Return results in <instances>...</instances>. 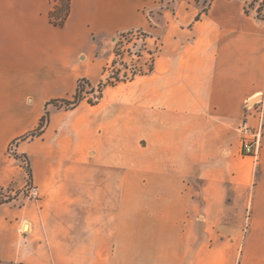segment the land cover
<instances>
[{
  "label": "crops",
  "instance_id": "0c3cea01",
  "mask_svg": "<svg viewBox=\"0 0 264 264\" xmlns=\"http://www.w3.org/2000/svg\"><path fill=\"white\" fill-rule=\"evenodd\" d=\"M244 5L70 0L58 26L54 0H0V187L39 191L0 201V264H264V135L255 160L236 130L264 92V21ZM134 30L151 71L47 104L98 84Z\"/></svg>",
  "mask_w": 264,
  "mask_h": 264
},
{
  "label": "rangeland",
  "instance_id": "374dc122",
  "mask_svg": "<svg viewBox=\"0 0 264 264\" xmlns=\"http://www.w3.org/2000/svg\"><path fill=\"white\" fill-rule=\"evenodd\" d=\"M261 1L262 0H245V5L249 6V12H254L256 15L255 9L259 6ZM259 17H264V8H262ZM112 45L114 53H118V56L115 64L105 67V76L102 80H100L102 82L111 79V77L116 75L117 72H119L120 78L123 79L125 77L130 78L134 76L132 75L134 72L137 74L146 73L148 68L152 66L154 54L158 49V44H148L146 33L142 30H134L117 34L113 38ZM94 87L97 89V84L94 85ZM83 90L86 98H93L97 95V91L91 93L88 85L86 84H84ZM18 158L25 167L28 159L21 155ZM28 181L29 178H27L26 182ZM9 190L10 191H0V201H8L19 194L23 195L22 190H13L11 188H9Z\"/></svg>",
  "mask_w": 264,
  "mask_h": 264
},
{
  "label": "trees",
  "instance_id": "16d2710c",
  "mask_svg": "<svg viewBox=\"0 0 264 264\" xmlns=\"http://www.w3.org/2000/svg\"><path fill=\"white\" fill-rule=\"evenodd\" d=\"M251 4V3H250ZM248 5H244V11L245 13H248ZM262 8H264V0H262L259 4V6L255 9L256 11V17L258 19H261L264 21V17H259L260 12L262 10ZM69 10H70V0H54V6L53 9L50 12V21L54 24V25H58L61 26L66 17L69 14ZM115 56L117 58L118 53H115ZM116 59H114L112 64H115ZM152 70V66H150L147 70L151 71ZM137 73L134 72L132 75H136ZM141 74V73H139ZM134 76L130 77V78H120L119 72L116 73V75L112 76L111 79L106 80L105 82L100 81L97 84V89H95L94 85H92L90 83V81L86 78H80L77 81L76 84V89L75 92L73 93V95L70 98H56V99H51L50 101H48L47 104H52L54 105L56 108H63V109H72L74 107H76L82 100H86L89 104H96L99 102V100L102 97V92L103 89L108 86V85H114L117 82L120 81H125L128 79H132ZM84 84L88 85L89 90L91 93H94L95 91H97V95H95L93 98H86L84 95ZM46 104V105H47ZM49 122V111L45 108L43 115L41 116V118L39 119V122L37 124V126L31 131L29 132L27 135L21 137V140L27 139V138H34L35 136H39L42 134V132L44 131L45 127L47 126ZM13 155L15 157H19L20 155H18L17 153H13ZM24 158L27 159L26 155H21ZM28 177L30 176V168H29V164L27 162L26 166L24 167Z\"/></svg>",
  "mask_w": 264,
  "mask_h": 264
},
{
  "label": "built area",
  "instance_id": "2783aa9c",
  "mask_svg": "<svg viewBox=\"0 0 264 264\" xmlns=\"http://www.w3.org/2000/svg\"><path fill=\"white\" fill-rule=\"evenodd\" d=\"M236 130L239 134L241 154L252 156L257 160L262 148L264 135V92L258 95V98L253 102L245 103L243 116ZM0 191L10 190L0 187ZM22 193L30 199L39 197L38 187L30 181L25 183Z\"/></svg>",
  "mask_w": 264,
  "mask_h": 264
},
{
  "label": "water",
  "instance_id": "95a60500",
  "mask_svg": "<svg viewBox=\"0 0 264 264\" xmlns=\"http://www.w3.org/2000/svg\"><path fill=\"white\" fill-rule=\"evenodd\" d=\"M257 98H258V96L254 97V98L252 99V101L256 100Z\"/></svg>",
  "mask_w": 264,
  "mask_h": 264
}]
</instances>
